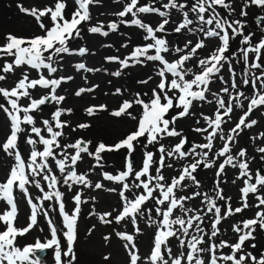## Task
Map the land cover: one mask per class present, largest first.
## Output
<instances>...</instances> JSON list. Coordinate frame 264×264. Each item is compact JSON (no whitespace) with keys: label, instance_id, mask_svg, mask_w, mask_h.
I'll list each match as a JSON object with an SVG mask.
<instances>
[{"label":"snow or ice","instance_id":"6c2138e0","mask_svg":"<svg viewBox=\"0 0 264 264\" xmlns=\"http://www.w3.org/2000/svg\"><path fill=\"white\" fill-rule=\"evenodd\" d=\"M99 2L100 0H75L76 8L71 12L70 18H66V0H54L52 6L43 8H26L21 5L20 10L35 19L41 34L18 36L7 33L4 42L0 44V59H2L0 81H6L7 74L27 66L14 86H0V97L4 100V103H0V110L6 114L9 120V132L5 134L4 141L0 142V150L14 160L5 179L0 182V201L5 202L8 206L5 211L0 213V224L3 225V230H0V264H44L39 253L46 250L53 251L55 264H74L76 260L74 246L77 241L81 204L87 203V201L82 200L81 192H75L71 197L74 207L69 213L66 210L64 193L57 188V185L62 180L68 189L74 185H82L85 188L93 187L92 182L88 179V173H78L77 171L78 162L83 161V154L94 158L95 164L92 166L94 169L103 167L102 153L118 152L121 149L126 150L123 170L117 174L102 173L104 180L121 185L119 191L120 209L113 216L116 209L98 214L93 207L89 215L98 216L99 221L104 224H111L114 220L117 224L128 221L133 225L134 233L116 232V236L124 241L126 264H264V253L257 257L253 252L245 249L246 241L255 239L253 233L256 226L264 229V195L259 194L260 189H264V174H261L259 170L255 174L250 171L248 162L243 159L246 156L245 149H240L236 155H232L230 146L243 128H251L257 123L256 120L248 121L247 119L253 110L264 106V63L261 62V58L264 56V36L253 43L254 33L245 34L244 21L228 19V16L235 12L232 0H192L190 4L189 0H185L184 3L167 0L160 7L140 5V0H129L123 9L115 14L116 16L124 18L129 14L132 17H137L138 13H155L162 19L156 27L145 23L140 18L119 21V23L136 25L144 29L146 32L144 39L151 42L136 46L124 59H120L118 56H109L105 59L118 62L122 69L135 64H143L145 61L159 62L162 66L157 68L156 74L160 79L156 87L151 89V96L147 100L141 98V94L137 92L133 98L123 100L120 106L111 112L114 117L127 115L137 121L135 131L128 133L123 139L111 145L101 141L95 146L94 151H90L89 145L92 142L83 138H78L72 143L67 141L61 143L64 129L69 126L68 121L61 120V116L66 113L70 114L72 109L57 107L51 113V120L42 119L39 121L41 126H37L38 117L33 113L42 111V106L49 99L56 105L65 100V96L56 94L57 89L62 83L71 81L73 76L56 77L53 74L63 70L66 55L84 56L88 53L86 47L72 48L70 41L80 36L79 26L82 22L91 20L90 6ZM217 6L225 9L227 16H222L217 12ZM249 6L264 8V0H243L239 12L241 17L247 16L246 8ZM161 8L175 9L181 13V19L172 31L181 33L182 30H185L187 34L199 35L203 38H198L195 43L188 39L183 47L170 49L168 41L157 35V33H165V26L170 23V13L162 11ZM190 13L194 14L193 18H190ZM206 14L208 15L206 16ZM45 19H47V23ZM260 19L264 20V17ZM119 23L111 21L107 27L110 31H115L118 29ZM190 25L196 26L189 27ZM206 25H212V27H205ZM88 31L104 36L109 34L108 31L103 30V25L99 22L97 25L91 26ZM261 32L264 33V27L261 28ZM237 36L242 37L240 44L243 45L238 49L241 56L237 58V62L242 58L244 64L243 75L239 83H237V74L231 61V56H235V53L226 55L229 52L230 40ZM206 39H217L220 43L212 49L208 56L200 58L198 50L207 47ZM150 50H154V54H149ZM170 52L178 54L173 61L166 59V55ZM250 53L253 54L251 59L249 58ZM6 58H11L10 62ZM189 61H193L199 71L193 72L192 68L186 67V63ZM225 64L228 65L230 74V80L227 81L222 75H217ZM74 68L77 72L81 70L84 72L101 71L99 68H88L84 62L76 63ZM29 70H34L38 74L37 77L30 78ZM189 73H191V79L187 78ZM167 74H171V76L169 77ZM112 75L120 76L121 71L118 70ZM214 78L221 80L227 86L221 87L218 92H211L209 86ZM151 79L152 77H148L146 80H141L140 83L147 84ZM241 85L252 88L251 96L239 90ZM96 87L98 85L89 88L81 87L75 92V95L79 97L85 92H93ZM37 88L46 89L47 93L39 98H33L30 90ZM230 90H234L235 94L233 95ZM221 92L227 95V100L220 96ZM206 93L214 98L217 107L211 117L201 114L207 127H197L195 131L206 133L205 140L207 142L195 145L189 152L183 150L187 140L181 138L179 143L166 148L161 141L165 138L181 136V132L175 127L176 121L193 114L190 109L193 107L194 101L213 102L208 100ZM113 94H122L121 89H115ZM22 98H27L30 102L25 106L21 104ZM245 101L247 102L246 110L226 134L221 127L222 124L227 123L225 118L230 117L235 109L243 110ZM134 105L141 108L138 115H133L130 111ZM173 108L178 111L168 118L170 110ZM103 110H107V105H93L85 109L89 116ZM22 125L30 126V131ZM88 127L90 125L87 123L76 126L78 129ZM75 130L73 129V131ZM21 134L26 135V143L31 146L27 157L22 155L18 147ZM260 135L264 136V133ZM217 136L224 143L220 150L213 154L216 157L213 159L209 153L213 150V140ZM141 138H144L146 143L141 145L145 151L141 166L137 170L133 161V153L136 150V145L140 144ZM157 144H159L158 152L160 154L158 159L154 158L155 154L152 151L147 150L149 145ZM38 146H42V149ZM197 149L201 151H197ZM257 151L264 154V147L258 148ZM188 156H192V161L183 165L177 176L168 178L162 173L163 168L172 167V164L166 163L167 158L184 159ZM220 157L225 158L217 167L215 172L217 178L225 173L226 165L239 168L237 179L245 178L244 186L240 188V206L232 207V198L223 194V189L219 187L221 182L219 179L216 181L217 190L214 196L199 191H195L191 195H177V190L188 187L183 183L185 180L190 181L197 189L201 187L200 181L194 173L201 165L204 168H212ZM237 157L240 160L233 163ZM261 160H264V155L261 156ZM153 167H155V174L151 171ZM54 169H58L59 177L55 174ZM130 177L132 179L129 182ZM42 182L47 186L48 191L45 190ZM232 183H235V180ZM29 186L39 189L42 195L34 197ZM94 187L103 189L104 185L101 182H96ZM16 190L22 193L30 208L28 223L23 228L16 226L18 219V204L14 194ZM107 190L109 192L116 191L115 188ZM126 193H131V198ZM249 194H253L257 201L255 207L258 210L254 217L232 224V231L237 236L235 242L230 243L228 240L217 239L221 235L218 225L223 220L251 207L248 203ZM201 196L203 197L201 200L204 207L203 214L199 209L187 207L186 204L187 201ZM92 199L95 200V197ZM150 200L154 201L155 214L160 219L155 220L151 215L148 216V224L156 225V231L150 252L142 257L134 240L135 233L141 231L137 226V219L144 215L142 206H146V202ZM45 201L54 202V206H49L53 210L58 207L61 217L59 226L51 218L48 208L45 207ZM219 201H223V205L219 204ZM148 211L151 213L152 209ZM177 211L182 215H177ZM208 214H211L210 234L206 233L202 227ZM39 215H43L47 221L49 237L44 240L37 237L34 243L18 246L17 237L28 234L38 224ZM190 229L194 234H190ZM91 231L92 229H89V232ZM61 238H63V244ZM169 238H175L179 247L185 251L174 255L172 248L168 246ZM104 239L108 240L109 237L105 236ZM205 244L207 247H201ZM250 247L254 249L256 245L251 244ZM225 248L230 252L226 254L220 251ZM166 256L167 258H165ZM105 259L107 260L109 257L105 256Z\"/></svg>","mask_w":264,"mask_h":264},{"label":"rangeland","instance_id":"374dc122","mask_svg":"<svg viewBox=\"0 0 264 264\" xmlns=\"http://www.w3.org/2000/svg\"><path fill=\"white\" fill-rule=\"evenodd\" d=\"M54 0H0V44L4 42V37L7 33H12L18 36H31L33 34H41L40 29L38 28L35 19L25 14L20 10V6L26 8H43L45 6H52ZM129 2V0H100L98 4L90 6V15L91 20L82 22L79 26L81 34L79 37H76L70 41V46L72 48L86 47L88 53L84 56L71 55L65 56L64 58V67L62 71H58L53 74V76L59 77L61 75H71L73 79L71 81L62 83L57 89V95L65 96V100L56 105L51 99L42 106V111L33 113L34 116L38 117L37 126H41L40 120L49 119L51 120V113L56 110L57 107L64 109H72L70 114H64L61 116V120H66L69 123V126L64 129V137L61 140V143L65 141L72 143L78 138H83L84 140H90L92 143L89 145V150L94 151L95 146L103 141L105 144H114L119 140L123 139L128 133L135 131L137 121L131 119L127 115H122L121 117H114L111 115V112L117 109L123 100L131 99L135 96L137 92L141 94V98L147 100L151 96V89L155 88L159 82V76L156 74L157 68L162 65L159 62L145 61L143 64H135L127 68H121L120 64L116 61H108L105 57L109 56H118L120 59H124L129 56L130 53L134 50L136 46H142L149 41L144 39L146 32L144 29L139 28L136 25L119 23L121 20H131L133 18H140L147 24H150L153 27H156L161 21V17L155 13H138L137 17H132L131 14L124 18H120L115 14L121 11L124 5ZM167 0H140V5H153L160 7L162 3H166ZM178 3H184V0H177ZM192 0H189V4ZM75 0H66L67 7L65 9L66 18H70L71 12L76 8ZM243 5V0H232V6L235 8V12L228 16L229 20L240 19L244 21L245 34L254 33L253 43L259 41L264 33L261 32V28L264 25L257 23L254 20L255 14L264 15V10H257L254 6H249L246 8L247 16L241 17L239 12ZM170 13V23L165 26V33H157L158 36H162L169 43V48L174 47H183L186 40L190 39L195 43V41L200 37L199 35L187 34L185 30H182L181 33H176L172 29L181 19V13L175 9H163ZM217 12L222 16H227V11L219 6H217ZM190 18L194 17L193 13H190ZM208 14H206L207 16ZM111 21H117L119 23L118 29L115 31H110L108 29V24ZM47 23V19H45ZM100 23L103 25V30L108 31L109 34L104 36L99 33H91L88 29ZM196 25H190L189 27H195ZM205 27H212V25H206ZM242 37L237 36L235 39L230 40L229 52L226 55H231L235 53V56H231L232 66L234 71L237 74V83L240 82V79L243 75L244 64L242 58L237 62V58L241 56L238 51L239 48L243 47L240 44ZM207 47L203 50H198V55L200 58H204L210 54L213 48L219 45V40L217 39H206ZM123 45H127L124 47ZM149 54H154V50H150ZM162 55H165L162 53ZM253 54H249V58H252ZM178 54L175 52H170L166 55V59L173 61L177 58ZM10 59L11 58H6ZM78 62H84L88 68H99L101 71L94 72H84L83 70L77 72L74 68V65ZM261 62L264 63V56L261 58ZM2 63V59H0ZM131 63V62H130ZM186 67L193 69V72L199 71L196 64L193 61L186 63ZM27 66L23 68L16 69L14 73L7 74L6 81H0V86L11 87L14 86V83L21 77V74L26 70ZM121 71L120 76H114L112 73L116 71ZM47 75V73L45 72ZM258 74V71H257ZM30 78H36L37 73L34 70H29ZM169 77L171 74H167ZM218 76H223L224 80H230V74L228 71V65L225 64L224 68L221 69V72L217 74ZM86 77V79H85ZM148 77H152L147 84L140 83L141 80H146ZM188 79H191V73H189ZM93 85H98L93 92H85L81 96H76L75 92L83 87L89 88ZM223 86H227L221 80L214 78L213 82L210 84L211 92H218L219 89ZM121 89L119 95H115V89ZM240 91H244L246 95L251 96L252 88L250 86L241 85ZM32 92L33 98H39L47 93L46 89L37 88L30 90ZM232 94H235L234 90ZM148 95L145 96L144 94ZM171 95V93H170ZM208 100L213 101L208 103L205 101H194L193 107L190 109L192 115L185 116L176 121L175 127L178 131L181 132V136L165 138L162 143L165 144L166 148H170L175 144L179 143L181 138H185L187 146L183 150L191 151L193 147L197 144L206 143L205 136L206 133L196 132L197 127L205 128L207 127L206 121L202 118V115L213 116L215 109L217 107L214 98L206 93ZM220 96L225 100L228 99L227 95L220 93ZM243 99V98H241ZM30 101L27 98L21 99V104L27 105ZM0 103H4L2 97H0ZM107 105V110L97 111L95 115L89 116L85 109L93 105ZM247 108V102H244V109H235V111L226 117L227 123L222 124L224 132L227 134L229 129L234 127L235 123L238 122V118L243 114V111ZM130 111L133 115H138L141 112V108L138 105H134ZM177 109L173 108L170 110L169 117L175 115ZM23 115V113H21ZM248 121L256 120L257 123L251 128H243L240 131L239 135L236 137L234 143L231 146V154L236 155L240 149L246 150V156L243 158L249 164L250 171L255 174L257 170L264 174V160H261V156L264 155L257 151L258 148L264 147V136H261V133H264V106H261L257 109H254L250 116L247 118ZM199 121V123H197ZM81 123H87L90 127L85 129H78L76 126ZM28 131H30V126L22 125ZM73 129H76L73 131ZM211 131V129H209ZM9 132V120L6 114L0 110V142H3L5 139V134ZM46 134V133H45ZM22 138V142L20 139ZM26 135L20 137L18 140V147H22V155H29L31 146L26 143ZM189 141V142H188ZM146 143L144 138H141L140 144L136 145V150L133 153V161L137 170L141 166V161L143 157V152L145 149L141 147L142 144ZM224 141L220 140L219 137L213 140V150L209 153V156L213 159L216 157L213 155L215 152H218L222 147ZM42 149V146H38ZM159 144L149 145L147 150L152 151L155 156L154 158H159L158 152ZM72 151V150H69ZM197 151H201L197 149ZM206 151V150H205ZM24 153V154H23ZM103 167L92 166L95 164V160L92 157L83 154V161L78 162L77 171L87 172L88 179L92 182L93 187L85 188L82 185H74L71 189H68L66 185L59 183L57 188L64 193V200L66 204V210L71 213L72 208L74 207V202L71 197L75 192H81L82 200L87 201V203L81 204V213L78 219V228H77V241L75 243V253L76 260L74 264H126L127 256L126 251L123 247L124 241H122L118 236H116L117 231H126L129 233H134L135 229L133 225L128 221H122L120 224L113 222L111 224L101 223L96 215H89V212L95 208L96 213L102 214L106 211H113L116 209V212H113V216L117 214L120 209L121 200L119 197V191L121 185L112 181H107L103 179V172H109L111 174H117L119 171L123 170L124 156L126 155V150L121 149L118 152H105L101 154ZM227 155V154H226ZM25 157V156H24ZM225 157H220L216 161V165L212 168H204L202 165L194 173L197 179L200 181L201 187L198 189L190 181L185 180L183 183L187 184L188 187L185 189L177 190V195H191L195 191L201 193H209L215 195L217 190L216 181L219 179L221 182L219 187L223 189V194L228 197L230 196L232 207H238L241 204L240 201V188L244 186L243 181L244 177L237 179L239 175V168H233L226 165L225 173H222L219 178L215 176V172L219 163L223 162ZM240 160L237 157L233 163H237ZM192 161V156L187 158H167L166 163L172 164L171 168L165 167L162 169V173L168 177L177 176L180 172L183 165L188 164ZM14 163V160L7 156L2 150H0V182L5 179L7 171L10 169L11 164ZM91 169V170H90ZM155 174V167L151 170ZM55 174L59 177L58 169H54ZM129 178V182L131 181ZM142 179H144L142 177ZM235 180V183L232 181ZM96 182H101L104 185L103 189H95L94 185ZM254 182V181H253ZM43 185V182H42ZM45 190L48 191L47 186L43 185ZM35 191L31 193L34 197L37 195H42L39 189H36L33 186H29ZM115 188V192H109L107 189ZM138 191V190H137ZM15 196L18 204V219L16 221V226L18 228H23L28 223V216L30 215V208L24 199L22 193L19 190L15 191ZM261 195H264V189H260ZM131 198V193H126ZM95 197V200L92 198ZM203 197H197L191 201H187V207L199 209L201 214H203L204 207L201 204ZM219 204L223 205V201H219ZM248 203L251 205L250 208L245 209L243 212L233 215L221 222L218 227L221 229V235L217 239L228 240L230 243L235 242L237 236L232 231V224L241 221L253 218L255 212L258 210L255 205L257 201L253 194H249ZM45 207L48 208L51 218L59 226L61 224V217L58 212V207H55V210L50 205L54 206L53 201H45ZM5 202L0 201V213L7 209ZM144 208V215L140 216L137 219V226L141 229L139 233H135L134 242L137 245L139 254L143 257L150 252L152 247L154 234L156 231V225L148 224V216L151 215L152 219L159 220L160 218L156 216L154 210V201L150 200L146 202ZM149 209H152L149 213ZM177 215H182L177 211ZM109 219H112L109 217ZM211 214H208V218L205 219L202 227H204L205 232L210 234L211 227ZM93 225L95 226L93 228ZM178 227V226H174ZM43 229V231H41ZM89 229H92L89 232ZM0 230H3V225L0 224ZM190 234H194L192 230H189ZM255 239L246 241L245 249L247 251L253 252L254 255H259L264 253V229H261L259 226H256L255 232L253 233ZM108 236L109 239L105 240L104 237ZM39 237L41 240L49 237V230L46 219L43 215L38 216V224L24 236L17 237L18 246H23L25 244L34 243L35 239ZM207 239V237H205ZM62 244H63V238ZM187 239V238H185ZM251 244H255L256 248H251ZM169 247L172 248L173 254L177 255L179 252L185 251L179 247L178 241L175 238H169ZM201 247H207V244L201 245ZM223 253H229L230 250L225 248L220 250ZM53 251L48 250L42 261L44 264H55L53 259ZM105 256H108L109 259H105ZM167 258V256L165 257ZM67 259V258H65ZM207 260V257L205 256Z\"/></svg>","mask_w":264,"mask_h":264},{"label":"flooded vegetation","instance_id":"af4514ba","mask_svg":"<svg viewBox=\"0 0 264 264\" xmlns=\"http://www.w3.org/2000/svg\"><path fill=\"white\" fill-rule=\"evenodd\" d=\"M185 1V0H184ZM254 8L257 10L256 12H258L259 10H264V8H258V7H256V6H254ZM262 17H264V15H260V14H255L254 15V20L257 22V23H259V24H261V25H264V20H261L260 18H262Z\"/></svg>","mask_w":264,"mask_h":264},{"label":"water","instance_id":"95a60500","mask_svg":"<svg viewBox=\"0 0 264 264\" xmlns=\"http://www.w3.org/2000/svg\"><path fill=\"white\" fill-rule=\"evenodd\" d=\"M95 25H97V24H95ZM95 25H93V26H95ZM189 143H186V145L185 146H187ZM46 252H47V250L46 251H44V252H40L39 253V255H40V257H44L45 256V254H46Z\"/></svg>","mask_w":264,"mask_h":264}]
</instances>
